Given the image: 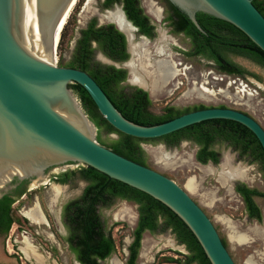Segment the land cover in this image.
Listing matches in <instances>:
<instances>
[{
	"label": "water",
	"instance_id": "water-1",
	"mask_svg": "<svg viewBox=\"0 0 264 264\" xmlns=\"http://www.w3.org/2000/svg\"><path fill=\"white\" fill-rule=\"evenodd\" d=\"M74 1L0 0V198L14 179L38 186L50 180V169L73 162L92 166L173 210L195 234L212 264H237L214 221L183 185L99 142L98 128L70 84L83 86L116 129L139 138H157L222 118L248 127L264 149V127L249 113L228 106L189 111L154 125L129 120L86 70L57 64L59 37ZM170 1L202 32L196 17L199 11L234 24L264 51V15L253 0ZM127 40L130 44L128 36ZM148 44L140 61L162 59L152 55ZM39 214L47 221L42 211Z\"/></svg>",
	"mask_w": 264,
	"mask_h": 264
},
{
	"label": "trees",
	"instance_id": "trees-1",
	"mask_svg": "<svg viewBox=\"0 0 264 264\" xmlns=\"http://www.w3.org/2000/svg\"><path fill=\"white\" fill-rule=\"evenodd\" d=\"M162 2L167 7L165 20L169 21L168 25L173 27L175 33L184 32L190 40L189 49L184 51L188 56H201L213 60L218 71L236 76L256 77V74L235 61L234 56L247 58L264 67V51L234 24L199 11L196 17L205 31L202 32L186 12L170 0ZM115 3L122 4L127 17L139 28L140 33L149 38L156 36L155 25L151 22V17L145 13L141 0H104L102 7H112ZM253 3L264 15V0H253ZM69 18L61 32L58 47H61L64 41ZM98 51L117 61L126 60L130 56L125 34L113 23L98 25L97 18H92L86 27L80 29L72 58L67 66L86 70L121 113L135 123L159 124L189 111L212 107L200 103L181 109L168 104L162 113H155L151 110L152 99L149 91L136 85L125 84L127 70L96 59ZM70 87L79 97L90 118L100 128V133L105 131L106 134L118 135L117 138L103 141L99 134V142L141 164L150 166L147 152L142 146L143 142H163L167 148H174L178 147L183 139L200 145L197 157L204 163L210 157L218 163L220 154L212 147L218 142H225L234 150L249 157L250 161L259 160L264 164V149L259 139L248 127L235 120L222 118L205 120L161 137L139 138L121 132L110 124L100 113L88 91L79 83H72ZM262 169L264 171V166ZM52 180L62 184H73L78 181L86 183L82 194L63 206L61 215L67 230V236L63 239L80 264H105L104 260L116 251L113 227L103 218L101 210L110 208L119 199H126L138 206V221L133 231V240L128 246L125 264H137L143 233L146 230L152 233L170 230L178 243L185 245L188 252L186 254L178 252L183 257H170L169 262L212 264L188 225L173 210L151 195L88 165H80L79 168L56 174ZM238 190L246 202L249 216L261 221L262 211L255 197L264 193L244 183L238 186ZM22 193L23 191L19 192V195ZM14 201L15 198L9 193L0 198V237L6 236L15 222L21 221L14 216ZM222 239L227 246V240L223 237Z\"/></svg>",
	"mask_w": 264,
	"mask_h": 264
},
{
	"label": "rangeland",
	"instance_id": "rangeland-1",
	"mask_svg": "<svg viewBox=\"0 0 264 264\" xmlns=\"http://www.w3.org/2000/svg\"><path fill=\"white\" fill-rule=\"evenodd\" d=\"M87 1L78 0L72 10L64 41L57 49L58 65L67 66L70 62L80 29L84 28L92 18H97L101 24L111 22L101 16L106 13L100 7L102 0H92L86 5ZM141 1L151 14L153 21L160 27L157 37L153 39L154 47L161 43L160 45L168 51L161 55L155 47L157 54L163 58L151 61L150 69L153 70L154 76L148 77V82L160 83L161 78H168L165 69L172 66L175 61L180 63L175 67L176 73L169 77L167 82L163 85L160 84L155 91L148 90L152 99L151 110L155 113H162L163 108L168 104L181 109L200 103L208 106L225 105L249 113L264 127V67L247 58L234 56L235 61L255 73L256 77L253 75H227L218 72L211 61L206 58L188 56L184 51L190 47L189 38L181 33L173 32L167 22H161L162 11L159 15L156 13V7L163 6L160 0H154L156 1L155 6L152 5V0ZM161 32L169 36L168 41L159 42ZM149 49L151 51L153 46L150 45ZM96 59L111 64L100 52H97ZM122 67L129 70L123 65ZM212 70L213 72L208 74ZM214 76L219 77L215 79ZM204 80H209L207 86L211 89L216 91L223 89V91L204 96L196 90L190 92L194 82L202 83ZM124 83L135 85L129 81ZM244 88L246 91L242 90ZM99 134L103 141L117 138L115 133L106 134L105 131H102L101 133L97 132V139ZM142 146L147 152V161L150 167L170 176L180 185L185 186L189 179L195 182L196 187L189 192L214 221L220 235L227 240V247L237 264H249L247 263L248 259L252 261V264H264V198L255 197L262 211V220L257 221L248 217L242 197L233 190L234 183L242 181L253 188L264 191V183L260 180L257 164L250 161L243 162V167L238 165V161H240L238 153L225 142H218L214 145V148L221 151V162L218 165L200 164L195 157L198 146L191 141H183L174 148H167L157 141L143 142ZM163 152L168 153L169 158H162ZM226 157L230 159L233 166L242 167L247 176L225 181L221 177V171ZM244 159L250 160L249 157ZM80 165L73 162L68 164L67 168L76 169ZM60 170L62 167L50 169L47 177H52ZM84 185L85 183L81 181L69 185H55V182L51 180L38 186H35V183L27 184L26 194L19 196L13 204L14 216L21 221L15 222L10 232L0 238V262L37 264L33 258H27L22 251L23 240L27 237L37 247V251L45 256L48 254L49 260L52 258L58 264H77L74 254L63 239L67 235V231L61 221V210L67 201L81 194ZM56 187L60 189L56 190ZM36 201L41 203L47 215V224H33L23 214V211L33 207ZM101 212L103 218L113 227L112 233L117 246L116 251L104 263L125 264L128 257V246L132 242L133 231L138 219V206L131 201L117 200L113 206L104 208ZM178 252L186 254L188 251L184 244L178 243L170 230L155 233L147 230L143 234L137 264H181L168 261L170 257H183Z\"/></svg>",
	"mask_w": 264,
	"mask_h": 264
},
{
	"label": "bare ground",
	"instance_id": "bare-ground-1",
	"mask_svg": "<svg viewBox=\"0 0 264 264\" xmlns=\"http://www.w3.org/2000/svg\"><path fill=\"white\" fill-rule=\"evenodd\" d=\"M77 1L78 0L74 1V3L72 4L70 10L68 11V13L66 15V18L64 20V23H63V28H64L68 18L70 17V15L72 13V10H73L74 6L76 5ZM91 1L92 0H88L86 5H88ZM151 3L154 6L156 5L155 4L156 1H154V0H152ZM155 11L159 15V14H161L162 9H161V7H156ZM102 17L104 19H106V20H109V21L114 22L115 24H117L118 27H120L122 29V31L128 36V39H129V42H130V49H131V52H132V55H133L132 59L127 64L128 68L131 70V82L136 83L138 85H142L145 88H147V90H149L151 92V91H155L156 88H158V86H160V84L163 85L165 82H167L168 78L172 77L174 75V73H176L175 67L178 66L180 63L175 61L172 66H168L165 69V74H166V77L168 76V78H161L160 83H156V82L154 83V81L149 83L148 82V77L151 78V77L154 76V74L152 73L153 70L150 69V67L152 66V63L149 62V61H144V60L140 61L139 57L142 54V52L140 51V48H141L140 46L142 44L139 45L138 42H137V38L138 37H137V34H135L137 29L133 26L132 23H130L127 20V18L125 17L124 12L122 11V9L120 7H116L113 10H108L105 14L102 15ZM63 28H62V30H63ZM62 30H61V32H62ZM168 38H169V36H167L165 33L161 32V36L159 38V42H164ZM59 41H60V37H59ZM59 41H58V44H59ZM146 43H147V41H146ZM146 43H144V44H146ZM160 44H156V46H155L156 47V51L157 52H159V51L162 52L161 54H165L166 52H168L166 50V48H164ZM57 48H58V45H57ZM167 59H168V57H167ZM185 68H187V67H185ZM207 84H208L207 80H204L202 83L196 81V82H194V86L191 89L189 88L190 92L191 91L193 92V91L196 90V91H199L200 95L204 96V95H208V94L209 95H214V94H217L219 91H221V92L223 91V89H219L218 91L213 90L210 87H208ZM242 90L246 91L245 88L242 89ZM242 90H240V91H242ZM161 156L164 159L169 158V155L166 152H163ZM245 175H246L245 170L242 167L233 166L231 164L230 159L226 157L225 164H224V166L222 168V171H221V177L225 181L228 180V179H231V178H243ZM185 186L184 187L186 189L188 188L187 190L189 191V190L195 188L196 184H195V182L192 179H189L186 182ZM58 188L59 187H56V190H58ZM23 214L25 216H27L31 220V222H33V224L34 223H36V224L37 223H45V224L48 223V221L44 220V218L39 214L38 204L37 203H36L35 206H33V208H30L29 210L26 209V211H23ZM23 243H24V245L22 246V251L25 253L26 257L27 258H35V257H37L36 251H35V249H34V247L32 245V242L30 241V238L25 237V239L23 240ZM241 245H243V244H241ZM39 260L43 261L42 258H39ZM111 263H112V261H111ZM247 263L252 264V261L250 259H248ZM53 264H56V263L54 262Z\"/></svg>",
	"mask_w": 264,
	"mask_h": 264
},
{
	"label": "flooded vegetation",
	"instance_id": "flooded-vegetation-1",
	"mask_svg": "<svg viewBox=\"0 0 264 264\" xmlns=\"http://www.w3.org/2000/svg\"><path fill=\"white\" fill-rule=\"evenodd\" d=\"M102 2H104V0H102ZM102 2H101V4H100V7H101V9H103V10H105L106 12L108 11V10H112V8H114V7H120L121 9H122V11H124V9H123V6H122V4H119V3H115L112 7H107V8H103L102 7ZM160 2L163 4V6H160V7H162L161 9H162V21L165 23V22H169V21H167V20H165V18H166V9H167V7H166V5L162 2V0H160ZM141 5H142V7L145 9V7L143 6V4H142V1H141ZM115 9V8H114ZM145 13H147L150 17H151V22L155 25V32H156V36L154 37V38H149L148 36H146L145 34H142V33H140L139 32V28L136 26V25H134L133 24V22L127 17V15H126V13H125V11H124V14L126 15V17H127V19L133 24V26L137 29V31H136V33L135 34H137V42H138V44L139 45H141L140 47V51L142 52V48H143V46H144V43H146V41H148L149 42V44H148V49H149V46L150 45H152L153 46V49L151 50V53H152V55H154L155 57H157V56H159L158 54H157V52L155 51V47H154V42L155 41H153V39H155L156 37H157V35H158V31H159V29H160V27H158L157 25H156V23L153 21V19H152V16H151V14L148 12V10H146L145 9ZM163 13H164V16H163ZM103 14H105V13H103ZM103 14H101V16L103 15ZM164 17V18H163ZM98 20V19H97ZM109 21V20H108ZM161 21V22H162ZM109 23H113V24H115L114 22H109ZM88 24V23H87ZM103 24H106V23H99L98 22V25H103ZM87 26V25H86ZM85 26V27H86ZM115 26L120 30V31H122L119 27H118V25L117 24H115ZM172 28V31L174 30L173 29V27H171ZM123 32V31H122ZM174 32V31H173ZM124 33V32H123ZM160 33V32H159ZM181 34H183L185 37H186V35H185V33L184 32H180ZM125 34V33H124ZM125 36H126V34H125ZM188 38V37H187ZM126 40H127V36H126ZM127 51L130 53V56H129V58L128 59H126V60H123V61H117V60H114V59H112V58H110V57H108V56H106L102 51H98V52H100L101 54H103L104 56H105V58H107L108 60H109V62L111 63V64H113V65H117V66H119V67H121V68H124V67H122V65L123 66H125V67H127L128 68V66H127V64H128V62L131 60V56H132V54H131V49H130V44L128 43V40H127ZM159 54H161L162 52H158ZM142 55H143V53L141 54V56H140V60H141V57H142ZM161 55H163V54H161ZM203 58H205V57H203ZM209 60V59H208ZM209 61H211V63L214 65V61L213 60H209ZM215 67V66H214ZM126 69V68H125ZM129 69V68H128ZM127 70V69H126ZM218 71V70H217ZM213 72V70L210 72V73H208V74H211ZM218 72H220V71H218ZM220 73H223V72H220ZM224 74H227V75H231V74H228V73H224ZM218 77L219 76H214V78L215 79H218ZM223 79V78H222ZM125 81H129V82H131V70L129 69V70H127V78H126V80ZM124 81V82H125ZM208 82H209V80H207ZM131 83H133V82H131ZM133 84H135L136 86H139L138 84H136V83H133ZM139 87H141V86H139ZM143 88V87H142ZM146 90V89H145ZM148 91V90H147ZM149 94H150V92H149ZM150 97H151V95H150ZM97 128H98V132H100V128L97 126ZM111 134V133H110ZM115 135H116V137H118V135L115 133ZM183 141H191V140H188V139H183L182 141H181V143L183 142ZM192 142V141H191ZM180 143V144H181ZM162 144H164L165 146H166V144L165 143H163L162 142ZM196 144V143H195ZM197 146H198V149H197V151H196V154H195V157H196V160L200 163V164H203V165H207V164H209V163H212V164H214V165H218V164H220V162H221V151H219V150H217L216 148H214V147H212V148H214L216 151H218L219 152V154H220V160H219V162L218 163H215L214 162V160H213V158L212 157H210L209 158V160L206 162V163H204V162H202L201 160H199L198 159V157H197V154H198V151H199V149H200V145H198V144H196ZM211 148V147H210ZM236 151V150H235ZM237 153H238V157L240 158V161H238V165H240V166H242L243 167V162H250V160H245L244 158L246 157V155H242L239 151H236ZM224 159V158H223ZM226 160V159H225ZM252 163H255V164H257L258 166H259V172H260V176H261V178H260V180H261V182L262 183H264V171H263V169H262V167L264 166V164L262 163V161H259V160H254V161H252ZM68 164H70V163H68ZM224 164H225V162L222 164V168H223V166H224ZM69 169H73V168H62V170H60V171H58L57 172V174H59V173H61V172H64V171H67V170H69ZM54 175H56V174H54ZM53 175V176H54ZM52 176V177H53ZM52 177H50V180L51 181H53V182H55V185L56 184H59V185H69V183H65V184H62V183H59V182H57V181H54V180H52ZM81 182H84V181H81ZM85 183V182H84ZM246 184L247 186H249L247 183H245V182H242V181H237V182H235L234 183V185H233V190H234V192L236 193V194H239L241 197H242V199H243V196H242V194H241V192L238 190V186L239 185H241V184ZM12 184H13V186H12V188L11 189H9V191L7 192V193H9L10 194V196L11 197H13V198H15V201H14V203L16 202V200H17V198L19 197V196H22V195H24V194H26V189H27V184H30V182L28 181V180H24V181H19V180H17V179H14L13 181H12ZM85 185H86V183H85ZM85 185H84V187L82 188V191H81V194H82V192H83V190H84V188H85ZM249 187H251V186H249ZM253 188V187H252ZM31 189H33V187H31ZM258 189V188H257ZM259 191H261V192H263L264 193V191H262V190H260V189H258ZM21 191H23V193L21 194V195H19V192H21ZM6 193V194H7ZM80 194V195H81ZM5 195V194H4ZM3 195V196H4ZM79 195V196H80ZM79 196H77V197H79ZM77 197H75V198H77ZM256 197H260V198H264V194L263 195H260V196H256ZM75 198H73V199H75ZM70 200H72V199H70ZM69 200V201H70ZM119 200H126V199H119ZM128 201V200H127ZM197 201V200H196ZM243 201H244V199H243ZM68 202V201H67ZM66 202V203H67ZM198 202V201H197ZM13 203V204H14ZM36 203H38V211L40 212V211H42L44 214H45V212H44V210H43V207H42V205H41V203L39 202V201H36ZM65 203V204H66ZM199 203V202H198ZM64 204V205H65ZM244 204H245V209H246V202L244 201ZM63 205V206H64ZM34 206H35V203H34ZM63 206H62V209H63ZM30 208H33V207H30ZM29 208V209H30ZM39 209H41V210H39ZM246 211H247V209H246ZM247 214H248V211H247ZM46 215V214H45ZM61 215H62V210H61ZM25 217H27V216H25ZM46 217H47V215H46ZM248 217L250 218V219H254V220H257L258 221V219L256 218V217H250L249 216V214H248ZM28 218V217H27ZM29 219V218H28ZM30 220V219H29ZM31 221V220H30ZM61 221H62V216H61ZM137 221H138V219H137ZM33 223V222H32ZM34 224H36V223H34ZM40 224H43V223H37V225H40ZM62 224H63V222H62ZM64 225V224H63ZM136 225H137V223H136ZM65 227V226H64ZM136 227V226H135ZM66 229V228H65ZM67 231V230H66ZM147 231V230H146ZM149 231V230H148ZM144 234V233H143ZM67 236V235H66ZM1 237H3V236H1ZM0 237V238H1ZM143 239V238H142ZM133 240V239H132ZM68 244V243H67ZM33 245V244H32ZM33 247H34V249H35V251H36V254H37V257H35V258H33L35 261H36V263L37 264H53L54 262L56 263V264H58L56 261H54V259H52V258H50V260H49V256H48V254L45 256V255H43L42 253H40L39 251H37V247H35L34 245H33ZM25 254V253H24ZM139 254H140V252H139ZM26 256V255H25ZM39 258H42L43 259V261H41V260H39ZM106 259H108V258H106ZM105 259V260H106ZM104 260V261H105ZM75 261H76V263L78 262L76 259H75ZM79 263V262H78ZM0 264H6V263H2V262H0Z\"/></svg>",
	"mask_w": 264,
	"mask_h": 264
}]
</instances>
